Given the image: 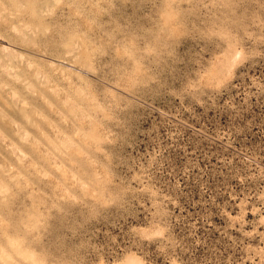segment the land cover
I'll return each instance as SVG.
<instances>
[{"label":"rangeland","instance_id":"rangeland-1","mask_svg":"<svg viewBox=\"0 0 264 264\" xmlns=\"http://www.w3.org/2000/svg\"><path fill=\"white\" fill-rule=\"evenodd\" d=\"M0 264H264V0H0Z\"/></svg>","mask_w":264,"mask_h":264}]
</instances>
